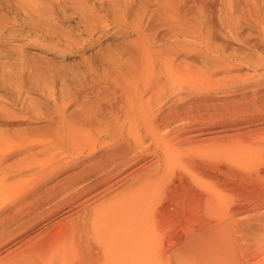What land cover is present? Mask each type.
Instances as JSON below:
<instances>
[{"label": "rangeland", "instance_id": "374dc122", "mask_svg": "<svg viewBox=\"0 0 264 264\" xmlns=\"http://www.w3.org/2000/svg\"><path fill=\"white\" fill-rule=\"evenodd\" d=\"M255 1L264 8V0ZM157 6V0H0V80L3 82L0 108L3 112H11L8 121H0V138L8 130L16 132L21 125L29 124L38 129L32 136L33 144L28 152L19 151L9 161L0 164V182L16 189L11 199L0 202V219L9 200L18 203L12 214H25L13 227H19L18 235L0 247V260L10 252L12 255L23 253L31 263L42 264L43 255L55 246L70 245L86 222L93 224L94 218L103 210L124 199L142 179L147 183L148 177L159 181L154 184L157 190L154 210L161 205L165 207L169 197H175L181 203H191L198 194V183L220 185L221 193L228 200L233 196L253 195L251 189L255 185L250 180V183L247 179L246 182L244 176H264V28L251 26L248 21H242L235 28V34L224 28L223 36L229 41L226 47L221 41L211 39L212 44L220 49L221 57L225 58L224 65L209 66L211 76L217 80L215 82L225 84L227 81L225 85L229 84L230 90L209 89L210 92H204L203 99L196 96L181 105L183 108H201L199 114L205 116L208 127L219 128L222 130L219 134L223 136V142L219 143L199 144L192 139L183 143L172 141L182 150L181 158L188 172L178 171L177 174L176 171L160 178L165 164L161 155L162 144L158 141L157 144L147 143L130 155L135 160L128 169L102 184L95 185L97 176H93L88 181L95 188L80 194L85 174L117 153L121 148L120 140L107 138L103 133L94 145L85 143L84 148L75 146V149L66 145L54 147L55 143L51 145L50 138L45 136L47 133L42 127L49 124L59 127L51 119H63L66 125L85 120L89 115L102 116L99 119L103 124L105 120H113V109V114L110 111L115 99L112 94L100 95L99 90L110 77H121L129 71L130 52L139 51L148 65L156 58L158 71L166 70L164 62L161 63L163 57L179 56L178 41L170 38L154 44L156 33L144 32L147 18ZM224 10V19L232 22L230 9ZM261 39L263 42L259 43ZM13 98L18 99L16 107L10 106ZM244 107H249L250 113L248 110L243 112ZM194 119L192 125L195 127L198 120ZM154 128L158 135L166 134L159 126ZM179 128L183 130L184 126ZM25 154L31 156L29 161L25 160ZM15 161L18 169L7 171V166ZM159 167L160 171L157 170ZM219 169L223 171L220 183L216 179ZM137 176L139 180L134 178ZM74 194L77 197L70 201ZM191 198L190 202L188 199ZM249 212L234 217L242 220L258 211ZM152 213L155 215L154 211ZM249 224L244 222L236 228L249 230L254 227L253 223ZM233 235L239 238V233ZM253 261L249 260L250 263Z\"/></svg>", "mask_w": 264, "mask_h": 264}, {"label": "bare ground", "instance_id": "6f19581e", "mask_svg": "<svg viewBox=\"0 0 264 264\" xmlns=\"http://www.w3.org/2000/svg\"><path fill=\"white\" fill-rule=\"evenodd\" d=\"M157 1L158 6L150 14L148 13L144 32L156 33L154 44L163 43L170 38L178 41L179 56L163 57L161 63L164 62L166 70L158 71L156 58L152 57L151 64L148 65V61L143 60V54H139V51L130 52L129 71L121 74V77L113 76L110 77L113 79L105 80V86L99 90L100 95L112 94L115 99L114 106H110V112L112 113L113 109L115 114L112 113L113 120H105L103 124L99 119L102 116L86 114L88 117L85 120L69 122L67 125L63 119H51L61 128L52 124L42 127L45 128L47 133L45 136L50 138L51 145L55 143L54 147L66 145L84 148L85 143L94 145L103 133L107 138L120 140L121 148L117 153L104 164L93 166L85 174L80 194L95 188L94 186L99 182L102 184L110 181L126 168L128 169L135 160V157L130 155L143 144H157V141L162 144L161 155L165 158V164L160 178L163 179L176 171L177 174L178 171H189L181 158L182 150L172 141L181 143L192 139L199 144L223 142V136L219 134L222 130L208 127L209 123L205 120V116L199 114L200 107V109H194L192 106L183 108L181 105L196 96L203 99L204 92L209 89L230 90V85H225L227 81L224 82L225 84L215 82L217 80L211 76L212 71L209 66L213 68L217 64L225 63L220 49L211 41L217 39L224 46L228 45L229 41L223 36L224 28L230 34L234 33L235 28L240 26L242 21H248L251 26L263 29L264 8L255 0ZM145 6L148 12V3ZM225 8L230 9L232 22L224 19ZM262 42L263 40L259 43ZM260 45L262 47V44ZM257 63L255 64L259 65V62ZM2 87L3 82L0 80V89ZM17 105L18 99L13 98L10 106ZM244 108L243 112L249 109V107ZM248 111L247 113H250V110ZM9 113L3 112L0 108V121H8L11 118ZM47 113L46 117H49ZM196 117L198 119H194ZM192 119L198 120L199 127L192 125ZM156 125L165 131L164 136L160 133L158 135V131H155ZM181 125L184 126L183 130L179 128ZM15 130L16 132L8 130L9 132L0 138V164L9 161L19 151H27L33 144L32 136L38 132V129L29 124L21 125ZM30 157L29 154H25L26 161H29ZM245 166L250 167L248 164ZM161 167L157 170L160 171ZM17 169V161L11 162L6 168L7 171ZM221 172L219 169L216 175L218 183L222 178ZM93 176H97L94 186L88 181ZM134 178L139 180L138 176ZM149 178H145L149 180L147 183L142 179L140 185L135 184L136 187L129 188L130 193L128 192L124 199L112 204L113 207L103 210L94 218L93 224L86 222L81 228V233L69 243L70 245L50 248L51 250L43 255V258L41 257L42 264H264V176L245 175V181L248 180V183L251 181L255 185L251 189L254 191L253 195L233 196L229 200L221 193L220 185L214 187L208 183L194 181L195 184L198 183V194H195L197 196L194 201L191 198L188 199L192 201L191 203H181L179 200L176 201L175 197L173 199L169 197L165 201V207L161 205L160 208H155L156 210L153 209V201L157 196L154 184L157 185L159 181ZM15 191L16 189L11 185L1 181L0 202L11 199ZM75 197L76 194L72 195L70 201ZM236 198L239 199V203ZM15 204L18 205L16 200H9L6 209L1 212L3 216L0 219V247L8 244L18 235L19 227L17 229L13 227L25 217V214L21 216L23 212L18 215L12 214ZM224 210L228 211L225 219ZM249 211L258 212L242 220L234 217ZM244 222L253 223L254 227L249 230L236 228ZM224 232L230 234L224 235ZM235 232L239 233V238L233 235ZM28 258L23 253L12 255L10 252L0 260V264H33ZM250 259L254 261L250 263Z\"/></svg>", "mask_w": 264, "mask_h": 264}]
</instances>
